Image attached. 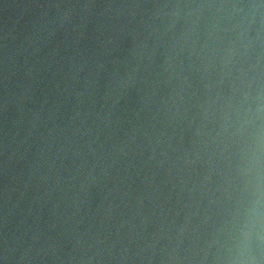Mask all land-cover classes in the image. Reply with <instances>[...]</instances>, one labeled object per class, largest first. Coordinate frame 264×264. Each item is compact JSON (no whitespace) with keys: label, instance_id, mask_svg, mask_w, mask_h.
Instances as JSON below:
<instances>
[{"label":"water","instance_id":"95a60500","mask_svg":"<svg viewBox=\"0 0 264 264\" xmlns=\"http://www.w3.org/2000/svg\"><path fill=\"white\" fill-rule=\"evenodd\" d=\"M0 264H264V0H0Z\"/></svg>","mask_w":264,"mask_h":264}]
</instances>
